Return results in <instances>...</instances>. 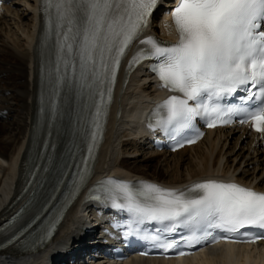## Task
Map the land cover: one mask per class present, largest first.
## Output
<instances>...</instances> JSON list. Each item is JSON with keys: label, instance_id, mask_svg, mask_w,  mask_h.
<instances>
[{"label": "snow or ice", "instance_id": "6c2138e0", "mask_svg": "<svg viewBox=\"0 0 264 264\" xmlns=\"http://www.w3.org/2000/svg\"><path fill=\"white\" fill-rule=\"evenodd\" d=\"M45 2L46 12L55 9L65 75L71 69L75 76L79 65L85 86H97L99 117L105 104L103 85L114 82L121 58L147 27L158 0ZM172 16L178 43L165 45L153 37L139 40L147 47L138 48L130 64L154 60L152 71L162 86L182 94L157 106V114L161 109L165 113L156 124L179 134L193 128L197 117L205 119L210 128L240 117L239 123H250L254 131L264 134V0H178ZM238 90L244 93L239 96L240 104L221 103ZM107 95L110 99V88ZM84 164L87 171V161ZM100 187L112 207L131 214L137 223L165 224L169 232L179 226L194 233L208 227L229 232L248 226L264 229V192L237 183L208 180L181 191L108 179ZM256 239L260 237L243 242L255 243ZM174 246L163 245L165 249Z\"/></svg>", "mask_w": 264, "mask_h": 264}, {"label": "bare ground", "instance_id": "6f19581e", "mask_svg": "<svg viewBox=\"0 0 264 264\" xmlns=\"http://www.w3.org/2000/svg\"><path fill=\"white\" fill-rule=\"evenodd\" d=\"M33 8H36L33 0H14L7 7V11L4 9L0 12V219L7 214L11 194L17 193L24 185L21 179L26 166L23 148L32 130L34 113L41 102L38 97L43 95V90L36 86L33 67L37 33L33 23ZM9 12L10 17H7ZM159 25L161 31H165L163 24ZM79 75L80 72L77 70L75 76L70 74L64 81L61 101L67 107L74 106L69 94L76 90ZM142 80L144 79L137 75L129 86L131 89L125 97V111L131 112L132 107L144 101L146 95L153 94L151 84L142 85ZM94 88L87 90L89 95ZM117 109L118 103L114 108V120H111V123L108 120L106 125L107 139L106 141L104 139V145L97 150L98 159L93 170L96 173L94 183L104 173L113 172L157 185L161 182L188 187L198 183L200 179L221 174L264 190V147L261 146L259 138L256 140L245 129H238L235 132L231 130L209 132L200 143L175 153L153 150L143 152L136 147L140 135L135 125L126 120L128 114H124L117 123ZM95 123V116L90 111L83 112L79 118L76 117L75 110L61 112V121L57 125L59 141L62 142L58 144L61 160L67 156L69 147L80 146V141L91 142ZM132 145L135 148L130 151L129 146ZM133 154L137 156H131ZM197 179L199 180L194 181ZM84 215L87 219L93 216L88 210ZM75 224L79 226L78 223ZM53 249L55 247L51 250ZM203 254L205 255L200 257L179 258L177 262L264 264V251L257 246L251 248L250 245H226ZM48 257L46 253L32 256L11 253L0 257V264H47L46 262L50 260ZM177 262L173 259L163 261L134 258L124 264H177ZM90 264L108 263L92 261Z\"/></svg>", "mask_w": 264, "mask_h": 264}, {"label": "rangeland", "instance_id": "374dc122", "mask_svg": "<svg viewBox=\"0 0 264 264\" xmlns=\"http://www.w3.org/2000/svg\"><path fill=\"white\" fill-rule=\"evenodd\" d=\"M11 102H12V101H11ZM131 147H132V148H131ZM134 148H135V146H133V145H132V146H129L130 151L133 150Z\"/></svg>", "mask_w": 264, "mask_h": 264}]
</instances>
